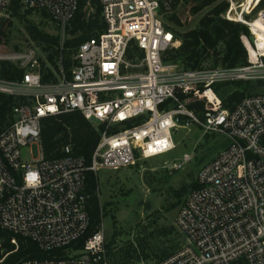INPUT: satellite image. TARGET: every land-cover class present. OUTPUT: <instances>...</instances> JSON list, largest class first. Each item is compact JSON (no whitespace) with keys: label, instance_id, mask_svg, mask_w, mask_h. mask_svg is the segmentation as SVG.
<instances>
[{"label":"built area","instance_id":"1","mask_svg":"<svg viewBox=\"0 0 264 264\" xmlns=\"http://www.w3.org/2000/svg\"><path fill=\"white\" fill-rule=\"evenodd\" d=\"M16 1L24 10L46 12L63 28L79 6V0H0V14ZM168 1L100 0L105 29L79 45L70 75L61 64L58 79L44 82L39 64L29 61L19 66L24 69L20 80L0 77V93L22 100L13 108V122L0 133V230L12 234L15 246L7 251L0 240V263L17 251L20 236L46 252L65 247L67 253L18 264H111L102 228L82 249H68L90 224L86 172L134 166L169 153L176 148V130L197 126L204 134L225 137L228 144L201 167L199 187L188 194L176 217L185 244L160 264L239 259L264 264V93L248 95L228 109L214 89L225 80H264V50L248 19L251 12L241 4L238 15L234 1L227 0L223 15L252 33L253 41L241 36L247 66L190 70L164 60L181 45L161 15ZM263 15L264 9L254 18ZM133 45L143 53L138 62L128 60ZM248 45L256 50L255 61ZM1 61L0 56V69ZM190 99L204 101V109L190 108ZM76 110L102 126L91 165L73 154L71 144L63 147L62 157L46 160L42 120ZM24 147L31 161L22 158ZM190 160L186 154L166 169L180 170Z\"/></svg>","mask_w":264,"mask_h":264},{"label":"rangeland","instance_id":"2","mask_svg":"<svg viewBox=\"0 0 264 264\" xmlns=\"http://www.w3.org/2000/svg\"><path fill=\"white\" fill-rule=\"evenodd\" d=\"M233 1L236 11L240 12V5L245 0ZM165 6L166 9L162 10L161 15L177 37L178 33L197 27L200 18L207 12L203 10L193 15L192 3H182L175 11L168 4ZM262 9L264 7H260V4L251 7L248 19H253ZM86 10L94 11L89 3ZM172 15L179 17L184 24L183 28L177 27L168 20ZM27 26H35L41 31L58 36L61 43L72 38L66 33V27L63 28L40 11H32L28 15L20 16L4 12L0 14L2 61H8L17 66L29 61H36L39 66L41 62L49 65V52L44 50L43 45L31 39L26 30ZM132 54L135 62L141 59L138 52H132ZM177 65L184 68L180 63ZM204 68L214 70L219 67L211 58L204 64ZM141 69V67L138 68L139 71ZM243 81L250 82L249 89L244 91L245 97L264 93V80ZM225 82L228 83L227 86L223 85ZM219 86L222 89L219 92L215 91L219 97L236 90L233 80L220 82L215 85V88ZM173 140L176 148L169 153L146 161H138L134 166L100 169L97 172V196L104 214L102 223L104 229H107L103 230L106 242H110L112 249L113 256L108 257L111 264H160L164 258L185 244L177 227L176 217L193 187H189L180 199L175 196L174 190L195 182L201 167L214 159L227 146L228 140L219 134H204L197 126L176 130ZM32 148L34 156L39 157L38 147L33 145ZM186 154L191 155V160L186 162L182 169L171 171L166 169V164L180 161ZM22 158L25 161L32 160L28 147L22 148ZM148 201L152 202V209L145 211ZM126 252L131 255L130 258L126 256ZM123 256L126 257L123 258Z\"/></svg>","mask_w":264,"mask_h":264},{"label":"trees","instance_id":"3","mask_svg":"<svg viewBox=\"0 0 264 264\" xmlns=\"http://www.w3.org/2000/svg\"><path fill=\"white\" fill-rule=\"evenodd\" d=\"M88 3L94 9L93 12L86 10ZM182 3H192L191 13L193 15H197L203 10H207V12L200 18L197 27L178 33L181 45L178 49H173L166 54L164 58L166 62L180 63L185 69L190 70L205 69L204 64L211 58H213L214 64L221 68H238L248 65V53L241 36L245 35L251 41H253V36L247 26L223 17L229 7L227 0H169L167 2L174 11ZM258 4H260V7H264V0H260ZM165 9L166 6L163 5L162 10ZM7 12L12 13L14 16H20L28 15L32 10L22 9L16 1ZM40 13L49 16L44 11ZM168 20L172 21L177 27H184L183 22L176 15H172ZM104 29L105 23L102 19L100 0H79L78 10L66 26V33L72 38L65 40L64 43H61L58 36L41 31L35 26H27L26 30L31 39L43 45L44 50L49 52V65L41 62L39 66L43 81H56L61 64L67 75H70L72 68L77 64L74 55L79 45L88 38L98 35ZM132 52H138L140 57H143V53L135 45L128 51V58L130 59H134ZM23 71V68L14 63L1 61L0 77L3 79L18 81L22 78ZM233 82L236 90L220 96L223 106L228 109H233L245 97L244 91L250 87L249 81L238 80ZM227 84L226 82L223 83L225 86ZM214 89L219 92L222 88L220 86L215 88L214 85ZM21 101V98L0 93V133L13 122V108ZM204 104V101L191 99L188 105L190 108L202 111ZM101 131V125L92 124L77 110L58 116L46 117L42 120L41 129V145L44 158L55 160L62 157L63 147L71 144L73 154L83 157L87 165L90 166ZM189 187L198 188L197 180L188 186L183 185L180 189L174 190L175 196L179 199L182 198ZM97 188V174L93 170H88L86 172V192L88 195L86 211L90 218L89 228L84 237L79 242L69 245L68 249H82L86 240L102 228L104 214L97 196ZM11 237V233L0 230V240H2L7 251H12L15 248L10 242ZM17 239L19 245L17 251L9 254L0 264H18L23 260L34 258L62 257L67 253L65 247L46 252L32 239L20 236H17ZM106 248L108 257L112 258L110 242H106ZM126 256L131 257L127 252ZM126 256H123V258ZM229 264H247V262L244 259H239Z\"/></svg>","mask_w":264,"mask_h":264},{"label":"bare ground","instance_id":"4","mask_svg":"<svg viewBox=\"0 0 264 264\" xmlns=\"http://www.w3.org/2000/svg\"><path fill=\"white\" fill-rule=\"evenodd\" d=\"M259 1L260 0H245L243 3V6L245 8L244 12L249 13L250 8L253 7L254 5H258ZM240 14L241 13L238 12V15ZM242 20H244V17H242ZM250 23L253 29V33L256 35V38L258 40V47L264 50V15L261 18L256 17L252 19ZM249 49H250L251 60L255 61L256 60L255 55L257 54L256 50H253L252 47H249Z\"/></svg>","mask_w":264,"mask_h":264},{"label":"water","instance_id":"5","mask_svg":"<svg viewBox=\"0 0 264 264\" xmlns=\"http://www.w3.org/2000/svg\"><path fill=\"white\" fill-rule=\"evenodd\" d=\"M152 209V202L148 201L145 206V211H150Z\"/></svg>","mask_w":264,"mask_h":264},{"label":"crops","instance_id":"6","mask_svg":"<svg viewBox=\"0 0 264 264\" xmlns=\"http://www.w3.org/2000/svg\"><path fill=\"white\" fill-rule=\"evenodd\" d=\"M102 229H103V230H107V229H104V225H103V223H102Z\"/></svg>","mask_w":264,"mask_h":264}]
</instances>
